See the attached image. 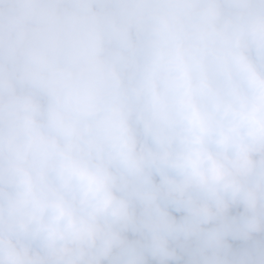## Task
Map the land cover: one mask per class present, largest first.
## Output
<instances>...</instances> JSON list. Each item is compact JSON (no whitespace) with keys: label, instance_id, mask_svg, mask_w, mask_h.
I'll return each mask as SVG.
<instances>
[{"label":"clouds","instance_id":"1","mask_svg":"<svg viewBox=\"0 0 264 264\" xmlns=\"http://www.w3.org/2000/svg\"><path fill=\"white\" fill-rule=\"evenodd\" d=\"M0 264H264V0H0Z\"/></svg>","mask_w":264,"mask_h":264}]
</instances>
